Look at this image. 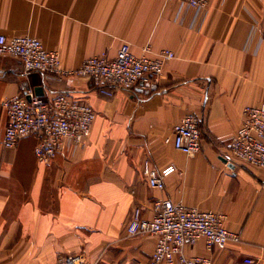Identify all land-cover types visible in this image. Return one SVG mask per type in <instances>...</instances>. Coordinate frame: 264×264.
<instances>
[{
	"label": "crops",
	"instance_id": "0c3cea01",
	"mask_svg": "<svg viewBox=\"0 0 264 264\" xmlns=\"http://www.w3.org/2000/svg\"><path fill=\"white\" fill-rule=\"evenodd\" d=\"M0 34L40 39L71 70L93 56L114 58L125 43L137 56L175 54L153 85L113 97L87 78L26 72L19 58L0 57V137L2 103L24 89L45 99L68 93L96 111L86 145L67 141L50 162L36 158V135L0 145V264L67 256L145 264L156 237L127 227L135 209L152 219L164 198L223 213L241 235L223 249L201 237L185 246L187 256L264 264V170L226 161L244 107L264 102V0H208L200 9L180 0H0ZM188 114L203 121L195 155L166 142ZM145 160L167 171L164 190L148 184Z\"/></svg>",
	"mask_w": 264,
	"mask_h": 264
},
{
	"label": "built area",
	"instance_id": "2783aa9c",
	"mask_svg": "<svg viewBox=\"0 0 264 264\" xmlns=\"http://www.w3.org/2000/svg\"><path fill=\"white\" fill-rule=\"evenodd\" d=\"M187 6L200 9L208 0H180ZM148 52V48L145 50ZM19 58L26 72H39L61 79L84 77L98 87L99 93L113 97L115 90L132 91L146 89L154 84L164 70V62L175 54L164 50L155 57L137 56L129 44H123L114 58L105 54L87 59L78 69H64L57 51L48 50L43 42L29 35L7 38L0 34V57ZM2 107L8 117V124L0 137V145L15 148L19 141L30 135L39 139L34 149L37 159L50 162L63 149L67 141L84 147L91 133L96 111L85 101L60 92L45 99L36 95L33 89L22 92L3 101ZM203 121L195 114L184 116L173 129L174 149L187 155H195L202 149ZM230 153L226 161L230 164H245L264 170V102L248 105L243 109L241 126L232 136ZM143 174L150 187L164 190L167 171L155 168L149 160L143 163ZM225 215L211 210H201L175 203L168 198L154 203V217L145 219L140 209H135L127 231L131 235L142 234L156 237L154 251L145 264H214L211 258L187 256L184 248L204 237L209 246L220 249L230 241L239 242L240 233L225 226ZM249 264H259L246 259ZM60 264H83L81 256H67Z\"/></svg>",
	"mask_w": 264,
	"mask_h": 264
}]
</instances>
